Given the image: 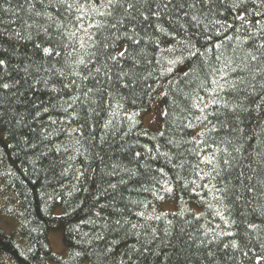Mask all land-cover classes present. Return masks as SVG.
Here are the masks:
<instances>
[{
	"label": "trees",
	"instance_id": "16d2710c",
	"mask_svg": "<svg viewBox=\"0 0 264 264\" xmlns=\"http://www.w3.org/2000/svg\"><path fill=\"white\" fill-rule=\"evenodd\" d=\"M34 2L0 0V84L10 85L0 88V264H113L97 254L112 246L123 259L132 244L150 249L137 264H256L264 228L247 224L264 222V62L246 57L264 40L260 26L242 27L230 0H212L185 7L184 28L165 15L152 23L168 35L137 21L139 48L124 39L102 49L82 31L69 37L75 9ZM125 46L134 67L108 59ZM214 79L224 87L213 91ZM159 90L155 133L142 116ZM56 230L65 254L51 246ZM221 231L234 236L208 243ZM232 239L240 247L225 249Z\"/></svg>",
	"mask_w": 264,
	"mask_h": 264
},
{
	"label": "snow or ice",
	"instance_id": "6c2138e0",
	"mask_svg": "<svg viewBox=\"0 0 264 264\" xmlns=\"http://www.w3.org/2000/svg\"><path fill=\"white\" fill-rule=\"evenodd\" d=\"M29 4V10H33L36 7L34 0H26ZM223 3V0H220ZM39 3L44 6L45 0H39ZM204 4V5H212V0H47L48 5L52 6H59L60 8L65 9L66 11H71L75 9L79 15L75 17L77 21V27L75 31L68 33L69 37H76L78 32H83L84 36L87 37V40L91 41L93 45H96L98 48L102 49H110L117 47V42L123 44L124 39L130 41L131 45L139 48L141 41L143 38L137 39L136 37L139 36V33L136 31V22L139 21L143 24L153 26L161 32L162 34L168 35L167 29H165L160 24H153L152 19L156 18L159 19L162 15L168 17L169 21L175 20L176 23L179 25L180 28H184L183 24H179L180 20V13L183 11L185 7L188 9L196 8L197 4ZM249 3L252 4V8H249ZM5 12L9 11L10 9L4 8ZM230 10L234 13V20L240 21L241 26L244 25H259V29L257 30L259 33H264V0H230ZM175 12V15H173ZM45 11H37L35 15H46ZM251 14L252 19L249 20L247 17ZM184 16H188L189 13L184 11ZM99 17V19H97ZM192 20H196L197 17L195 15L191 16ZM87 20V25L85 26L84 21ZM233 25H229L232 27ZM31 27V25H29ZM90 29H95V32H90ZM129 29H131V35L129 34ZM105 32L107 33L105 35ZM96 33H99V39H94ZM257 32H253L252 35L255 36ZM19 35V33H17ZM171 35H175V33H171ZM208 40H211V37H207ZM230 39V38H229ZM251 39V36L249 37ZM81 47L84 46V40H80ZM194 47V46H193ZM215 47H219V45H215ZM171 50V49H170ZM211 51L212 49H208ZM49 48H45L44 52H50ZM199 50L190 52V56H196ZM143 53V49H141V54ZM117 56L123 58L129 56L133 61V67L135 64L139 63V60L136 59L135 56H132L129 52L128 46L121 48L119 51L116 52V55H108V59L116 60ZM264 40L258 45L253 46V50L248 53L246 59L250 61H259L264 62ZM182 59V58H181ZM79 63H84L83 60H80ZM170 63H177V61H170ZM0 66H6V61L0 59ZM25 71H27L25 69ZM97 72L100 71L99 68L96 69ZM107 75V73H105ZM122 76H130V72H122ZM185 76L188 73H184ZM87 79V77H85ZM255 79V77H253ZM19 83V81H17ZM212 84H215L217 87L213 89L216 91L220 88L224 87V84H220L215 79L211 81ZM227 83V82H225ZM241 83H244L241 80ZM10 85L7 83L0 84V88L7 89ZM202 88L207 90L206 82L205 84L201 85ZM229 87L236 88L238 87L235 84L229 85ZM264 87V84H262ZM253 91L255 88L253 87ZM88 92H92V89H89ZM88 93H85L87 96ZM212 103H216L215 99H212ZM207 106V105H205ZM261 105L257 104L259 108ZM207 119V117H205ZM163 135V133H161ZM139 155V153H137ZM211 163V161H209ZM224 164H229L228 160L224 161ZM160 171H163L162 169ZM113 187H115L113 185ZM250 192L253 191L252 188L248 189ZM166 192H171L172 188L165 189ZM264 194V193H262ZM161 199L163 197H160ZM217 215H221L220 213H216ZM139 215L143 216L144 213H139ZM261 216H264V212L260 213ZM159 219V217H156ZM171 223V221H169ZM227 223V221H225ZM116 224L119 225L120 221L117 220ZM247 227L252 230H259L264 228V222L261 224L255 223H248ZM132 229H136L137 225L132 224ZM156 230L152 229L154 233ZM209 232H213L212 229L208 230ZM139 237L140 233H133ZM207 235V233H206ZM248 236V233H245ZM220 236H229L233 237L234 233L231 231L225 232L221 231L219 233H214L212 235L211 240L208 243H211L214 240H217ZM155 238V237H153ZM96 239H103L102 236H97ZM259 239V237H257ZM139 242V240H137ZM204 243V241H201ZM113 245L119 244V241H113ZM225 249L232 247L233 249H238L240 245L237 243L236 239H232L230 243H225L223 245ZM260 248L264 250V242L260 244ZM150 249L148 247H143L142 249H137L135 244L126 245V250L119 254L120 256L124 257L123 259H116L115 254L113 253L112 246H108L104 249L103 253H98L97 256L101 260H106L110 255H113V264H137V260L140 256H143L145 253H148ZM134 254L136 255V259L133 258ZM89 253L87 250L84 251H77L74 253V256L80 257L84 256L87 258ZM209 256L214 255L211 251L208 252ZM245 256L248 255L247 252L244 253ZM256 264H261L264 261V251L258 254L255 257Z\"/></svg>",
	"mask_w": 264,
	"mask_h": 264
},
{
	"label": "rangeland",
	"instance_id": "374dc122",
	"mask_svg": "<svg viewBox=\"0 0 264 264\" xmlns=\"http://www.w3.org/2000/svg\"><path fill=\"white\" fill-rule=\"evenodd\" d=\"M162 95H163L162 90L158 91L157 99L160 101V104L162 101ZM160 104L155 103L151 113L149 115L145 114V116L143 117V122H144L145 126L148 127L149 129H151L152 131H153V127L157 126V123L161 124L162 112L160 113V110H161ZM159 114L161 116H159ZM147 115H148V117H147ZM170 205H172V204H170ZM162 209H164V207H162ZM58 212H59V209L56 210V213H58ZM49 239H50V243H51V246H52L54 252L59 253V254H65L66 245H65L63 230L51 231L49 233Z\"/></svg>",
	"mask_w": 264,
	"mask_h": 264
},
{
	"label": "bare ground",
	"instance_id": "6f19581e",
	"mask_svg": "<svg viewBox=\"0 0 264 264\" xmlns=\"http://www.w3.org/2000/svg\"><path fill=\"white\" fill-rule=\"evenodd\" d=\"M160 91V90H159ZM163 93V92H162ZM157 95H156V98L153 100V102H152V105H151V110L148 112V113H145V114H150L151 113V111H152V109H153V107H154V105H155V103L157 104V103H159L160 104V101L157 99ZM160 105H162V107H163V104H162V101H161V104ZM160 113H161V110H160ZM145 114L142 116V121H143V117L145 116ZM148 115H147V117H148ZM159 116H160V114H159ZM160 125V126H159ZM161 129V124H159V123H157V126L156 127H153V131L155 132V133H157L159 130ZM165 204V203H164ZM163 204V205H164Z\"/></svg>",
	"mask_w": 264,
	"mask_h": 264
}]
</instances>
